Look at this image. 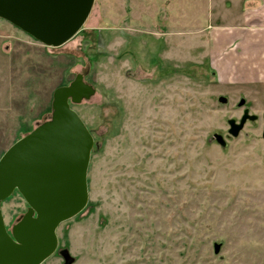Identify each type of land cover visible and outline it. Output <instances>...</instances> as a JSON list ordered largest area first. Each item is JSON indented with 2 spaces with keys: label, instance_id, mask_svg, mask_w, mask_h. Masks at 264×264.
I'll return each instance as SVG.
<instances>
[{
  "label": "rangeland",
  "instance_id": "obj_1",
  "mask_svg": "<svg viewBox=\"0 0 264 264\" xmlns=\"http://www.w3.org/2000/svg\"><path fill=\"white\" fill-rule=\"evenodd\" d=\"M201 13L95 0L56 47L0 18V157L50 116L57 87L83 73L96 88L72 104L94 137L87 205L57 228L73 264H264V56L210 57L179 34ZM27 207L17 190L2 202L9 230Z\"/></svg>",
  "mask_w": 264,
  "mask_h": 264
},
{
  "label": "water",
  "instance_id": "obj_2",
  "mask_svg": "<svg viewBox=\"0 0 264 264\" xmlns=\"http://www.w3.org/2000/svg\"><path fill=\"white\" fill-rule=\"evenodd\" d=\"M95 0H0V18L17 26L46 46H60L84 25ZM96 88L77 73L53 92L51 114L12 143L0 157V264H41L58 249L57 228L81 212L89 198L88 168L94 137L72 107L90 99ZM223 103L227 98L220 96ZM245 103L241 99L240 105ZM231 120L230 133L238 135L247 119ZM216 140L225 145L221 134ZM264 138V132H263ZM28 204L11 230L2 202L14 191ZM220 244L215 243V252ZM63 264L75 257L59 248Z\"/></svg>",
  "mask_w": 264,
  "mask_h": 264
},
{
  "label": "crops",
  "instance_id": "obj_3",
  "mask_svg": "<svg viewBox=\"0 0 264 264\" xmlns=\"http://www.w3.org/2000/svg\"><path fill=\"white\" fill-rule=\"evenodd\" d=\"M135 1L144 9L202 8L200 15H186L185 18H190L186 29L180 33L175 30L174 34L196 39L203 47L207 45L212 58L230 51L246 56H264V0ZM177 14L178 12L171 16L176 22ZM235 23H240L241 29L229 31L228 29H234Z\"/></svg>",
  "mask_w": 264,
  "mask_h": 264
},
{
  "label": "flooded vegetation",
  "instance_id": "obj_4",
  "mask_svg": "<svg viewBox=\"0 0 264 264\" xmlns=\"http://www.w3.org/2000/svg\"><path fill=\"white\" fill-rule=\"evenodd\" d=\"M58 250H59V248L57 249V251H56V252L59 254ZM59 255H60V254H59ZM60 256H61V255H60Z\"/></svg>",
  "mask_w": 264,
  "mask_h": 264
}]
</instances>
